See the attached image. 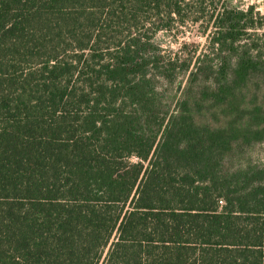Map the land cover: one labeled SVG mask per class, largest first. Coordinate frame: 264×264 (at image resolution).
<instances>
[{
  "label": "trees",
  "instance_id": "16d2710c",
  "mask_svg": "<svg viewBox=\"0 0 264 264\" xmlns=\"http://www.w3.org/2000/svg\"><path fill=\"white\" fill-rule=\"evenodd\" d=\"M260 144L253 5L0 0V264H264Z\"/></svg>",
  "mask_w": 264,
  "mask_h": 264
},
{
  "label": "rangeland",
  "instance_id": "374dc122",
  "mask_svg": "<svg viewBox=\"0 0 264 264\" xmlns=\"http://www.w3.org/2000/svg\"><path fill=\"white\" fill-rule=\"evenodd\" d=\"M227 4L232 7L245 10L253 5L255 10L264 14V0H226ZM205 24L192 23L186 20L183 24H172L171 31L159 30L155 35V40L163 51L176 53L185 57H196L201 54L207 44L206 35L209 33V28L206 33H203ZM185 80L179 87L181 92ZM251 158L257 163H264V145H256L250 151Z\"/></svg>",
  "mask_w": 264,
  "mask_h": 264
}]
</instances>
